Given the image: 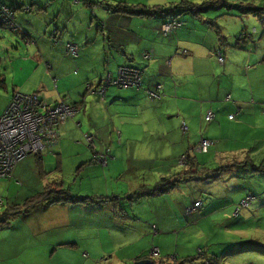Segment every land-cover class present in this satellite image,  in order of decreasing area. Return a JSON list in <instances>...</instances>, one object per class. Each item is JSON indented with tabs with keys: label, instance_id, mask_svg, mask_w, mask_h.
<instances>
[{
	"label": "crops",
	"instance_id": "crops-1",
	"mask_svg": "<svg viewBox=\"0 0 264 264\" xmlns=\"http://www.w3.org/2000/svg\"><path fill=\"white\" fill-rule=\"evenodd\" d=\"M173 1L175 0H4L6 6L15 13L20 26L17 33L30 52L29 64H37L35 71L39 73L29 81L14 80L12 95L6 97L5 106L0 108V115L6 111L12 96L17 92L38 93L41 100L50 106L65 101L78 105L81 109L74 119H68L59 126L57 141L50 151L41 157L34 155L40 178L43 180L48 178L46 168L54 169L50 172H57L62 176L68 161H71V167L73 166V174L76 169L77 176L81 175L85 167L93 168L95 175L98 170H102L101 164L92 161L93 151L88 150L83 142L84 129L89 131L87 133L94 135L97 133L98 153L115 150L111 152L112 158L104 168L110 177H122L126 167H132L130 174L133 175V179L132 183L128 184L130 190L134 189L135 183L143 180L144 172H149L150 176L159 180L156 185L163 179L169 181L173 179L174 162L176 160L178 162L180 156L198 145L203 138L217 140L218 143L207 155L195 156L194 164L199 166V174L205 173L209 180L213 178L219 180L222 174L233 171L235 172L233 176L240 174L238 169L232 167L231 162L223 166V161L226 154L233 152L229 144L236 143L231 140H238L242 144H246L245 141L248 140V137L243 139L230 133L235 135L248 129L256 122L255 117L264 118V111L260 105L264 103V56L257 54L253 43L251 45L242 43L243 49L232 46L230 49L222 50L211 25L213 20L204 15L197 16L186 12L176 16L183 25L170 36H164L161 33L162 24L166 20L164 18L131 16L111 10V6L120 2L132 5L177 6L178 4H172L175 3ZM183 1L195 4L189 0ZM205 1L207 0H195L196 3ZM26 6H31L33 10L24 12L23 8ZM35 7L39 12H35ZM231 7V10L235 9L233 2ZM230 13L227 12L226 15L238 18L235 12ZM207 15L211 16L209 13ZM99 24L104 25L103 30H99ZM68 43H75L78 46L77 57L68 55L66 50ZM217 51H221L225 57L227 51L230 57L228 63L225 59L224 64H220L215 54ZM146 52L151 54L149 59L144 56ZM233 54L241 60L239 65L232 62ZM123 66L143 72L144 86L141 89L133 87L117 89L109 86L103 99L86 89L88 83L95 88L98 87L108 74L116 77L119 68ZM158 83L163 86L164 96L161 100H152L147 91L149 88H155ZM228 96L232 98L230 101L227 100ZM237 107L242 109V113L235 120H230L229 115L237 113ZM209 110L214 111L215 119L207 122L205 115ZM204 122L212 124L203 130ZM258 130V133L254 132L251 135L255 139L252 145L264 144V127ZM144 138H147L148 143L160 147L138 153L139 143ZM114 139H119L117 149L113 145ZM133 143H137L138 146L130 155L126 148ZM254 150L255 148H251V151ZM253 153L251 152L252 155ZM158 159L168 160L169 168L166 172L154 175L150 164ZM78 161L81 162L75 168L74 165ZM142 161H146L147 166ZM18 164L8 179H14L17 185H21L14 177ZM249 168H253L255 175L258 166L252 164ZM46 186L49 187L28 200L44 194L47 190L56 193L36 204L31 212L30 206L24 214L14 216L7 225L12 231L10 249L13 255L9 259L1 256L0 264H53L48 259V249L59 247L61 250L69 246L63 240L64 227H55V223L68 225L75 223V214L85 208L90 214L87 217L91 220L89 223H104L105 219L106 223L114 221L134 235L132 240L138 239L131 244L124 236V239L115 240L113 248L106 245L97 248L94 242L91 243L84 253L96 260L92 264H100V261H97L106 252L111 258L115 256L114 264H131L132 261L143 260H151V264L153 260L156 264L158 261L160 264H186L196 258L191 256L186 242L179 240L180 234L185 233V230L181 233L175 230V224L184 226V212L194 213L191 210L192 206H186L192 199L185 205L179 203L174 195L176 187L160 195L143 192L141 198L136 201L129 196L122 200L115 193L111 195L109 187L104 190L96 184L89 194L81 196L83 194L79 193L78 198L73 199L75 203L72 206L67 203L69 199L59 198L61 191L72 194L61 181L47 183ZM233 192L236 193L237 189ZM251 193L245 189L242 194L236 196V199L238 198L236 200L230 199V191L221 190L219 196L210 192L206 199L207 208L198 216L205 219L207 216L215 215L222 208L224 210L226 205H230V200L236 207L237 203ZM162 198L168 199L173 206L166 218H162V212L168 209V205L167 202L160 201ZM124 201L128 204L125 205ZM197 201L204 203L202 199ZM149 204L150 207L146 209L145 205ZM0 205H4V200ZM7 206L9 212L12 208L10 205ZM113 207L117 209L119 207V210L114 213ZM261 207L264 209V203H259L254 208ZM235 210L234 208L232 213L236 219L232 221L234 227L227 228V231H237L239 229L237 225L245 222L248 216L247 213L242 216L243 212L238 215ZM45 215L55 218L54 222L42 224L40 217ZM222 216L224 218L225 214ZM12 224L16 229L11 228ZM246 229L248 228L240 231ZM149 233L155 237H149ZM178 233L180 234L174 250L180 255L179 261L177 256L170 254L171 249L167 247V242L172 240L170 238H174V234ZM156 243L160 246L158 259L150 256L151 247L157 246ZM75 250L79 251L77 245ZM197 251L205 253L204 256H200L197 252L204 263L211 259L216 260L215 264L219 263V258L215 254L212 257L207 251L202 249ZM61 252L58 264L63 256V251ZM84 253L81 255L79 251V258L75 264H87ZM70 256H73L72 252ZM106 260L108 258H105Z\"/></svg>",
	"mask_w": 264,
	"mask_h": 264
},
{
	"label": "rangeland",
	"instance_id": "rangeland-1",
	"mask_svg": "<svg viewBox=\"0 0 264 264\" xmlns=\"http://www.w3.org/2000/svg\"><path fill=\"white\" fill-rule=\"evenodd\" d=\"M173 2L175 3L172 4L175 5L183 2V0H175ZM189 2L198 5H201L202 3H196L195 0H189ZM232 2L237 5L234 6V10L229 9L230 7H222L213 8L206 12L198 11L200 12L198 14H200L199 16L204 15V17L213 20V25L221 32L222 36L224 37L223 43L220 44L222 50L232 46L237 49H243L244 44L242 43L246 42L249 43V45L253 43L255 49L257 50V54L260 56H264V0L228 1L229 4H231ZM185 4L188 3L185 2ZM247 9L250 10H248L247 12ZM35 12H39L37 7H35ZM227 12H235L238 18L226 15ZM208 13L211 16L207 15ZM103 29L104 28L99 30ZM213 30L215 36L219 41L215 29ZM30 51L32 52L33 50L30 49ZM224 58L228 63L230 57L227 51L226 57L224 56ZM231 60L234 65H239L241 62V60L237 59L236 55L234 54L233 56H231ZM30 61L31 57L29 49L25 47L24 42L22 39H20L18 33L8 34V32L0 30V108L1 106H5L6 97H10L12 95L14 80L29 81L32 80L34 76L38 75L39 72L35 71L37 64H29ZM223 62L224 61H220V64H224ZM3 79H5V83H3ZM113 87H116L117 89H125L119 88L118 86ZM225 116L228 117V115ZM254 120L256 122L253 125L249 126L248 129L241 131L235 135L230 133L233 136H238L243 139L248 137V140L245 141L246 144H242L235 139L231 140L235 141L236 143L229 144L233 152L226 154L223 161V166L229 165V163L231 162L232 167L239 170V175L233 176L232 174L235 173L233 171L230 173L222 174L219 180H217L216 178L209 180L207 178V175L201 172L198 175L192 177L188 176L182 179V175L185 169H182L178 166L177 160L174 162L173 174L175 178L179 179L174 195L178 199L179 203L185 205L189 200L192 199V202L190 204L188 203L186 206H193L194 202L199 199H202L204 201L201 212H184L185 227H182V224H175V230L179 231L180 233L182 230H185V233L182 232L181 234H174V238H170L172 240H170V242H167V247L171 249L170 254L177 256L178 261L180 255L174 250V248L176 240L178 239V235L180 234L179 240H184L186 242V247H189L191 256L196 257L195 259H192L191 262H187L186 264H204V260L200 258V256L203 255H201L197 251L198 249L207 251V253L209 252V256L212 257L214 256L213 254H215V256L219 258L218 264H264V232L262 231L264 230V209H262V207L260 209L254 208L255 205L264 203L262 202V200H264V173L256 171L255 175H253V168H249L252 166V164L258 166L259 169L264 168L262 167L264 166V144H251L255 142L254 137H252L251 135L254 132L258 133V129L264 127V118L255 117ZM211 124L212 123L208 124L207 122H204L203 130H206V127H209V125ZM84 131L85 134L83 133V142L86 148L90 150V146L88 145L86 139V134L89 131H86V129H84ZM207 136L208 135H206V137ZM114 140L115 143H113V145L117 149L119 139ZM147 143V138H144L140 141L139 146L137 145V143H133L131 145H128L126 150L130 155H132L137 146L138 153L141 151H147V149L151 151L155 147L159 146L154 143ZM93 146L98 150V135L96 132L94 135ZM169 148L171 152L172 146H170ZM251 148H255V150L251 151ZM114 151L115 150H111V152ZM250 151L252 153L254 152L253 155ZM111 152L110 154H113ZM50 158L54 162V159L51 156ZM80 162L81 161L75 163V168L79 166ZM142 162L147 166L146 161ZM18 163L19 164L17 166V171L14 174V177L21 182V185H17L14 179L0 178V196H2V199L4 200V205H0V215L6 214V212L8 211L7 205H10L11 208H14V205L15 207H20L16 211V216L18 217L27 212L30 207L22 209V206L28 202V198L43 192L47 187H49L46 186L47 183L61 181L63 183V186L66 189H69L73 194H69V196L64 195L65 198L69 199L67 203L74 206L75 201L73 199L75 198L76 200L79 196V193L83 194L81 196L89 194V192L96 184L100 185L104 190H107V188L109 187L111 195L115 193L120 196L122 200L129 196L138 201L143 194V189L155 187L156 183L159 181L156 178L150 176L149 172H144L143 180L135 183L133 185L135 186L134 189L130 190L128 184H131V180L133 179V175L130 174L132 171V167H126L125 173L122 177H110V174L107 172V170L104 169L107 165H102L100 167L102 170H98L99 172L97 173V175L94 174L93 168L85 167L81 172V175L77 176L76 169L75 174H73L74 172L72 170L73 166L71 167V161H68L66 163V170L64 171L62 176H60L57 172H50L54 169L46 168L48 178L46 180H43L39 176L37 159L34 155H28ZM150 168L152 169L154 175L156 173H163L168 170L169 162L168 160L163 161L162 159H158L150 164ZM161 177L162 176H160V178ZM233 181H235L234 184ZM235 189H237L236 193L233 192V190ZM245 189L248 190V193L252 192L251 194L255 195L257 198L255 200H252L250 204L242 205L241 210H238V215L243 212L242 216H244L245 213H247L248 216L246 217V223L242 222L241 224L237 225V227L239 228L237 231H227V228L232 229L234 227L232 221L236 220L232 215L235 208V205H233V203L231 204L232 200H230V205H226L224 207V210L222 208V210L215 215L212 214L211 216H207V218L205 219H200V216H198L207 208L206 199L210 192H213L214 195L219 196V192L221 190L225 192L230 191V199H236V196L242 194ZM126 201H124L125 205L128 204ZM160 201L167 202L168 209L162 212V218H166L171 213L173 206L171 205V202H168V199L162 198ZM35 206L36 203L31 204L30 212L35 208ZM148 206L150 207V204L145 205V208L147 209ZM154 207H156V205ZM116 210L118 211L119 207L118 209L113 207L114 213L117 212ZM223 214H225L224 218L222 216ZM89 215L90 214L88 213V210L85 208L83 209V211H78V213L75 214V223H71L69 225L65 223H55V227H64V229H62L64 230L62 233L63 240H65V242L69 246L61 250L59 249V247L48 249L47 255L49 261H51L53 264H58L59 257L62 253L61 251H63V256L60 259V264H75L76 260H78L79 258V251L81 252V255H83V253L87 252L88 250L87 246L93 242L97 248L102 247V245H106V247L108 248H113V243L115 242V240H118L119 238L124 239V236L125 238H127V240H129V243L131 244L134 241L138 240L137 238L132 240V238H134V235H131L127 229H124L121 225L114 221L106 223L105 219L104 223H89L91 222V220L87 219ZM54 219L55 218H52L51 215L40 217V221L42 224L54 222ZM9 228L8 226L0 227V257L2 256L3 258L6 257L8 259L13 255V252L10 249L12 243V231ZM11 228L16 229V226L12 224ZM244 228L248 229H246L245 231H240ZM159 236L162 237L161 234ZM159 236H157V238ZM149 237L152 238L155 236H153L152 233H149ZM75 245H77L79 251L75 250ZM156 245L160 248L157 243ZM57 249L58 252H56ZM71 252L73 253L72 257L70 256ZM197 252L200 255L199 257ZM36 257L38 258V254H36ZM84 258L87 264H92L93 261H96L91 255H89L88 257L86 253H84ZM105 258H108V260L105 261ZM102 259H104V261ZM114 259L115 256L111 258L110 255L106 252L100 256L97 262L100 261V264H114ZM154 261L155 260H153V264H156ZM135 263L137 262H131V264ZM158 264H160L159 261Z\"/></svg>",
	"mask_w": 264,
	"mask_h": 264
},
{
	"label": "built area",
	"instance_id": "built-area-1",
	"mask_svg": "<svg viewBox=\"0 0 264 264\" xmlns=\"http://www.w3.org/2000/svg\"><path fill=\"white\" fill-rule=\"evenodd\" d=\"M24 12L31 11V7L23 8ZM181 26V23L176 20H170L164 23L161 27V32L165 36H169ZM99 29L104 28V25L99 24ZM0 30L17 33L20 31V26L16 21L15 13L6 6L4 0H0ZM66 50L69 56L77 57L79 48L75 43H68ZM146 59L151 57V54H144ZM218 58L223 61V55L219 54ZM143 80V72L128 66L119 68L116 77L112 74L101 82L98 87H93L91 83L87 84L86 89L89 92L96 93L103 99L106 90L109 86H118L120 88H140ZM161 85H156L155 90L150 91L151 97H161ZM78 105L68 104L65 101H60L57 105H47L41 99L38 93H21L17 92L12 96L6 111L0 115V177L10 178L16 164L27 157L28 155L43 156L47 151H50L55 145L58 138L59 126L68 119H74L80 112ZM214 117L211 111L208 112L207 119ZM230 118H234L231 115ZM87 143L90 150L93 152V162H97L106 166L109 159L112 158L109 151L102 154L96 151L94 144V135L86 134ZM211 143L203 140L200 146L196 149L198 152H207ZM186 156L182 157V161ZM255 200L253 196H247L242 200L237 208L241 210L244 204H250ZM3 203L0 196V204ZM202 206V201H196L191 210L194 211ZM201 255H205L203 251H199ZM160 255L159 247L152 246L150 256L158 258ZM175 262V261H174ZM205 264H210L208 260Z\"/></svg>",
	"mask_w": 264,
	"mask_h": 264
},
{
	"label": "trees",
	"instance_id": "trees-1",
	"mask_svg": "<svg viewBox=\"0 0 264 264\" xmlns=\"http://www.w3.org/2000/svg\"><path fill=\"white\" fill-rule=\"evenodd\" d=\"M228 1L229 0H207V1L203 2V3H201V5H198V4H190V3L185 4L186 1H183L180 4H178L177 6H170V7H168V6H161V5L149 6V5H144V4H142V5H132V4H129V3L120 2V3L116 4V5L111 6V10L113 9L114 11L121 12V13H126V14H129L131 16L132 15H136V16H143V17H153V18H155V17H161V18L166 19L164 21V23H166V22H168L170 20H176V21L180 22L181 23V26H182L183 23L181 21H179L176 18V16H180V15L186 13V12H190L192 14H195V15L199 16L200 14H198V13H200V12H198V11L206 12L207 10H210V9H213V8H222V7H224V8L225 7L232 8L231 7L232 6V3L229 4ZM234 6H237V5L234 4ZM248 10H250V9H247L246 11L248 12ZM211 25H212V28L215 29V31H216V33L218 35L219 43L222 44L223 43V40H224V37L222 36L221 32L213 25V23H211ZM219 54H222V52L221 51H217L216 52V55L218 56ZM222 55H223V61H224L225 60L224 54H222ZM3 83H5V79H3ZM156 85H161V89H160V91H161V97L160 98L151 97L150 91L155 90V88H149V90L147 91V94H148V96L152 100H161L163 98V96H164V94H163V86L160 83H158ZM142 86H144L143 80H142L141 87L138 88V89H141ZM231 99L232 98L230 96L227 97V100L230 101ZM260 105H262L261 107H262V110L264 111V103H261ZM236 110H237V113L231 114V115H234V118L233 119L230 118L231 115H229V119L230 120H235L236 117L239 114L242 113V109L240 107H237ZM209 111H211L213 113V115H214V117L212 119H207V115H208V112ZM209 111L205 115V121H207V122L213 121L215 119V113H214V111H212V110H209ZM185 126L187 127V125H185ZM203 140L209 141L211 143V145L209 146L208 151L207 152H198V151H196V149L200 146V144H201V142ZM201 142L198 145H196L195 147L193 146V148L190 149V151H187L186 153H184V155H182V156L179 157L178 162H177L178 163V166L180 168H182V169H185L184 172H183V175H182V179H184L185 177H188V176L192 177V176L198 175L200 170H199V166H196L194 164L195 161H196L195 156L207 155L209 152H211L212 148L214 146H216L217 143H218L217 140L205 139V138H203L201 140ZM183 156H186V159L184 161L181 160ZM195 168H197V169H195ZM257 172H262L263 173L264 172V169L262 170V168H260V169L257 168ZM176 177H177V175H176ZM172 178L173 179H170V181L163 179V180L160 181V183L158 185H156L152 189L145 190V191H142V192H145V193L150 194V195H160V194H163V193L167 192L170 189H173L174 187H176L178 185L177 183L179 182V179L178 178H175L174 176ZM54 193H56V191L47 190L44 194H40V195H38V196H36V197L28 200V202L25 203L22 206V209L29 208L32 203L38 204L40 202H43V201L49 199ZM64 195L69 196V193H67L65 191L59 192V198H61V200L62 199L63 200H68L67 198H65ZM247 196H253V197H255V199L257 198L253 194H249ZM36 198H38V199H36ZM86 199L89 200L90 198H87L86 197ZM238 204L239 203L236 204L235 209L237 208ZM202 207H203V202H202V206L200 208H197L193 212L200 211ZM19 208H20L19 206L18 207H14V208L10 209L9 212L7 211L5 215H0V227L7 226L9 224V222L12 220V218L17 215V212L16 211ZM208 261L210 262V264H215L216 263V260H213V259L208 260Z\"/></svg>",
	"mask_w": 264,
	"mask_h": 264
},
{
	"label": "water",
	"instance_id": "water-1",
	"mask_svg": "<svg viewBox=\"0 0 264 264\" xmlns=\"http://www.w3.org/2000/svg\"><path fill=\"white\" fill-rule=\"evenodd\" d=\"M151 260H143V261H138L137 263L135 264H151Z\"/></svg>",
	"mask_w": 264,
	"mask_h": 264
},
{
	"label": "clouds",
	"instance_id": "clouds-1",
	"mask_svg": "<svg viewBox=\"0 0 264 264\" xmlns=\"http://www.w3.org/2000/svg\"><path fill=\"white\" fill-rule=\"evenodd\" d=\"M29 7H31V6H29ZM33 10V8L31 7V11Z\"/></svg>",
	"mask_w": 264,
	"mask_h": 264
},
{
	"label": "bare ground",
	"instance_id": "bare-ground-1",
	"mask_svg": "<svg viewBox=\"0 0 264 264\" xmlns=\"http://www.w3.org/2000/svg\"><path fill=\"white\" fill-rule=\"evenodd\" d=\"M156 259V258H155ZM158 259V258H157Z\"/></svg>",
	"mask_w": 264,
	"mask_h": 264
}]
</instances>
